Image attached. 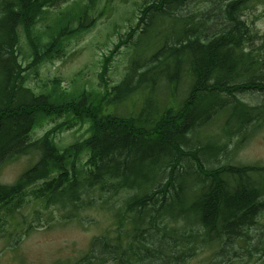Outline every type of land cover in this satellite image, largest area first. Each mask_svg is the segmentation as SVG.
<instances>
[{"label":"trees","instance_id":"16d2710c","mask_svg":"<svg viewBox=\"0 0 264 264\" xmlns=\"http://www.w3.org/2000/svg\"><path fill=\"white\" fill-rule=\"evenodd\" d=\"M114 1L0 0V171L22 156L37 158L14 182H0V215L15 217L24 202L62 207L66 220L80 221L86 210L107 213L112 226L73 264H264V180L254 176L264 166L210 162L242 145L249 126L264 123V100L253 106L239 96H264V58L254 51L264 34L245 16L255 0H209L196 16L182 14L184 0H138L116 48H134L150 30L153 42L142 52L151 54L133 56L112 86L106 73L114 51L104 55L106 94L87 89L74 97L61 79L40 94L26 86L29 71L38 74L95 26L106 13L97 3ZM61 4L56 18L52 8ZM160 81L170 83L171 103L156 115L146 107L122 115L103 108L136 104V92H153ZM226 112L213 132L222 142L207 154L211 146L196 135ZM61 114L70 117L32 137ZM78 122L89 124L87 136L60 145L57 134ZM236 136L243 141H229Z\"/></svg>","mask_w":264,"mask_h":264},{"label":"rangeland","instance_id":"374dc122","mask_svg":"<svg viewBox=\"0 0 264 264\" xmlns=\"http://www.w3.org/2000/svg\"><path fill=\"white\" fill-rule=\"evenodd\" d=\"M136 1L138 0H130L127 3H122L119 0L109 4L97 3V10L100 11L105 7L106 13L96 22L95 26L72 38L65 54L61 58L44 62L39 67L38 74L32 70L29 71L26 86L33 88L36 94H40L42 90L52 85L54 79H61L62 86L74 94V97L81 96L87 92V89H93L102 95L106 94V83L101 76L104 55H109L111 51H114L106 73V79L112 86L123 79L133 56L145 59L151 54V52H142L153 42L154 33L150 30L138 37L134 48V43L121 44L116 48L120 43V34L125 35L129 30L128 17L137 10V6L140 4L135 3ZM207 2L209 0H184L186 8L181 12L183 15L190 13L196 16L207 5ZM64 7L65 4H61L52 8L56 12L54 16L58 15L59 8ZM245 16L250 23H254L258 32L264 34V0H255L245 10ZM254 47L255 55L260 54L261 59L264 58V40L255 41ZM22 51L27 56L29 55L30 46L26 38L22 42ZM160 69H164V67L161 66ZM45 83L48 84V87L45 86ZM169 84V82L166 85L164 81H160L153 92L150 91V88L136 92V104L129 102L125 107L121 104L105 102L103 108L107 113L122 115L126 111L141 113L143 107H146L147 111L152 110V114L156 115L158 107L164 106L165 103L166 106L171 103ZM261 94L259 91H249L239 96L256 106L257 103L264 100V96ZM134 99L135 97L131 101ZM227 114L228 112L218 117L215 124L219 123L221 126V122L224 123ZM147 116L149 117V115ZM69 117L67 114L49 117L34 129L32 137L36 139L43 136L46 131ZM232 123L237 125L236 119ZM150 124L151 122H149ZM215 124L207 126L199 133L196 132L195 140H200L202 146H211L204 150L207 154L216 153V150L213 151L211 148L222 142L213 133L218 129V124ZM89 127L87 122L75 123L71 128H66L57 134L56 141L63 146L70 144L86 137ZM243 132H247L245 144L243 143L232 150L230 145L226 149L228 154L220 153L211 158L210 162L216 166L225 165L229 161L233 164L264 166V123L249 126ZM222 138L224 139V136ZM229 141L234 144L235 141L241 142L243 139L241 136H236ZM36 160L35 156H22L6 165L0 171V182L5 184L14 182L23 171L34 165ZM205 161L207 163V160ZM254 176L256 179L264 180V173H255ZM42 206V204L24 202L15 217L4 216V211L0 215V218L4 217V221L1 222L3 230L0 232V264H73L87 254L95 236L105 233V228L112 226L113 218L107 213L87 212L86 210L83 214L84 218L80 221L77 218L66 220L64 214L67 213V210L64 208L51 206L44 209ZM87 214L91 216L87 218ZM5 217H7V222H5ZM261 219L264 221V216ZM31 223L34 225L32 229L29 226Z\"/></svg>","mask_w":264,"mask_h":264},{"label":"bare ground","instance_id":"6f19581e","mask_svg":"<svg viewBox=\"0 0 264 264\" xmlns=\"http://www.w3.org/2000/svg\"><path fill=\"white\" fill-rule=\"evenodd\" d=\"M264 216V213H262L261 215H259V219H261ZM244 257V256H241Z\"/></svg>","mask_w":264,"mask_h":264}]
</instances>
